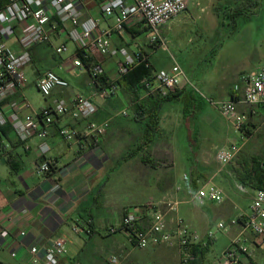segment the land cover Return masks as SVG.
<instances>
[{
  "label": "crops",
  "instance_id": "1",
  "mask_svg": "<svg viewBox=\"0 0 264 264\" xmlns=\"http://www.w3.org/2000/svg\"><path fill=\"white\" fill-rule=\"evenodd\" d=\"M82 17L96 18L100 27H109L112 24L110 17L101 15L99 4L95 0L84 3ZM171 26L172 22L160 29L161 37L167 41V51L151 45L149 40L136 46L135 52L146 55L153 71L168 70L171 66L162 64L160 58L156 57L158 49L171 55L178 63L177 55L169 45L171 37L168 32ZM142 28L144 27L127 26L121 35L112 33L109 36V50L117 52L121 48L126 49V37L136 39L137 36L133 37L130 32H139ZM63 29L59 25L54 31H50L49 44H39L28 49L30 61L24 67L26 82L17 93L0 103V111L4 114L11 113L9 104L16 102L18 108L15 110L20 117L35 115L56 100L69 102L72 95L78 93L90 98L96 105V112L90 120L107 121L108 131L101 137L82 135L75 143H66L58 135L57 125L50 126L44 139L48 146L45 158L52 160L54 166L47 175L40 176L36 174L35 168L42 160L39 151L42 140L31 138L21 142L8 125L0 127V264H32L30 249L36 247L40 258L42 250L57 238L65 240V252L58 259V264H105L108 256L114 254L119 256V264H140L134 257L135 248L128 241L126 233L118 229L116 233L110 234L108 229L117 228L127 210L138 214L142 226L147 225L148 215L143 206L152 203L161 210L166 206L164 215L168 223L180 217L191 230L198 233L200 223L211 218L208 212L195 207L194 213L187 217L186 207L184 210L180 205L188 203V200H184L185 187L189 189L188 197H191L195 193L192 188L200 189L207 184L219 188L225 199L231 203L219 208L216 212L218 215L229 216L232 215V212L228 213L230 208L236 210L238 214L230 216V219L238 220L232 226L235 230L232 238L241 234L246 245L253 251V263L261 264L264 259V246L257 237L243 229L240 219L247 213L238 210L235 194L230 197L227 193L228 187L235 188L240 183L234 172L219 169L211 173L201 167L206 173L202 175L200 169L192 179L191 172L186 170L177 175L173 169V161L170 166L160 170L150 165L151 161L146 157V151L150 148H157L158 151L166 146L170 148L175 132L181 131L183 127L188 138L193 137L197 130L198 135L201 132L208 134L210 131L211 135H218L220 130H212L209 120L202 119V116L207 111L219 113L187 87L181 86L173 92L177 98L162 105L158 129L149 146L127 158L131 149L142 141L148 122L145 117L134 118L133 108L148 94L144 90H137L134 97L132 92L117 86L114 95L102 96L101 89L96 88L86 66L83 65L81 69L69 66L68 61L75 46L72 44L68 48V40L61 34ZM20 32V27L15 26L13 34L0 40V43L15 52L20 51ZM62 42L67 46V53L62 56L54 55L53 48ZM115 54H94L90 57L91 65L96 64L102 68L107 82L119 80L116 79V63L121 58L111 57ZM47 70H52L64 78L68 87L55 88L50 96L37 102L36 95L40 93L36 82ZM197 74L199 78L195 83L206 95L215 91L217 96L224 99L217 96L213 99L226 100L230 97V89L225 93L221 90L229 83V78L226 80L220 73L205 69H200ZM187 92H192V95H187ZM127 107L131 110L130 115L125 110ZM122 111L127 115L122 116ZM225 123L229 124L227 121ZM59 125H68L82 131L84 122L72 121L65 115L59 120ZM120 143L125 145L123 152L119 149ZM145 158L149 164L142 162ZM144 191H148V194L143 195ZM169 202L175 205L174 211H169L166 205ZM73 226H78L79 230L73 232ZM205 231L199 232L202 243H205L202 237ZM144 251H149L154 264H161L168 256H172L173 264H177L178 254L175 249L158 245L150 246Z\"/></svg>",
  "mask_w": 264,
  "mask_h": 264
},
{
  "label": "built area",
  "instance_id": "2",
  "mask_svg": "<svg viewBox=\"0 0 264 264\" xmlns=\"http://www.w3.org/2000/svg\"><path fill=\"white\" fill-rule=\"evenodd\" d=\"M88 0H4L0 6V40L11 36L14 27L21 29L19 36L20 51L15 52L0 43V103L10 95L15 94L25 84L24 67L30 61L28 49L39 44L51 42L50 31L59 25L63 26L61 34L75 46V51L68 64L73 69L83 68L82 59H88L94 54L108 55L116 51L109 50V36L112 33L121 35L127 26L146 27L151 32L149 43L167 51V41L160 35V29L175 20L188 7L187 0H95L103 17H110L112 24L109 27H100L98 20L93 17H82L84 3ZM68 49L65 43L53 48L56 56H62ZM117 52L121 59L116 63V79H120L142 56L139 52L129 55L123 48ZM172 62L168 70L152 71L151 76L144 81L149 92L157 91L160 96L173 93L181 86L200 97L212 109L227 121L232 128L245 137V115L239 107L264 110V63L255 70L235 79L230 88V97L226 100H216L208 97L196 83L191 82L180 65L169 55ZM103 74L99 65H92L90 77L94 81ZM116 81H109L108 86L101 89V95L112 96L117 91ZM36 87L44 98L50 96L55 88L66 89L67 81L56 72L47 70L37 79ZM12 110L9 114L0 111V127L8 125L21 142L31 138L41 139L39 151L42 160L36 166L37 175L45 176L53 168L52 160L45 158L48 146L44 142L48 129L57 125V133L66 143H75L78 137H101L108 131V122L90 120L96 112L95 103L81 94L72 95L69 102L63 99L56 100L51 106L42 108L35 115L20 117L16 102L9 104ZM126 116V112L120 113ZM68 115L72 121L84 122L83 130H76L68 125H59V120ZM240 151V145L231 144L219 148L215 152V160L222 166L229 164ZM224 196L219 188L207 184L189 198L192 204L203 205L205 202L222 203ZM169 211H174V204L167 203ZM148 215L147 225L142 226L137 213L127 210L121 219L120 225L110 227L108 233L114 234L117 230L124 231L133 248L147 249L150 246L164 245L175 249L178 254V264H191L194 260L192 249L195 246H205L214 233L206 230L205 243L197 232L191 230L181 219L176 217L170 223L152 203L143 206ZM240 219V218H239ZM242 227L255 237L264 246V191L253 190L249 210L241 217ZM238 220L231 219L230 225H236ZM223 223L217 224V230H223ZM78 226L72 231L77 232ZM252 246V244H251ZM65 240L53 239L42 251L38 258V249H30L32 264H58V259L65 252ZM253 247V246H252ZM253 251L246 245L242 235L238 234L231 240V245L220 258V264H254ZM14 256V255H12ZM120 258L109 255L105 264H119Z\"/></svg>",
  "mask_w": 264,
  "mask_h": 264
},
{
  "label": "rangeland",
  "instance_id": "3",
  "mask_svg": "<svg viewBox=\"0 0 264 264\" xmlns=\"http://www.w3.org/2000/svg\"><path fill=\"white\" fill-rule=\"evenodd\" d=\"M187 2V10L173 20L174 22L172 21L169 34L167 33L171 37L170 43L168 42L170 49L177 55L179 65L186 77L193 83L199 78L197 72L200 69L220 73L226 80L229 78V83L221 88L225 93L229 91L236 78L255 70L264 63V0L256 1L253 7L250 6L247 11L245 10L246 12L244 11L246 14L234 16L231 19L227 16L224 17V12L227 11V7L233 10L238 6H244L242 0H187ZM225 7L226 9L223 11ZM144 29L145 27L142 28L141 33L134 40L128 36L126 37V49H123L129 55L133 54L130 52H135L137 45L140 46L150 39V30ZM71 47L72 43L68 41V48ZM116 56L121 58L119 52L111 55V57ZM156 57L160 58L162 64L171 65L168 53L158 49ZM187 95L191 96L192 92H187ZM207 96L213 98L217 95L215 91H212ZM217 98L224 99L220 96H217ZM36 99L37 102L43 101V97L39 94L36 95ZM248 109V107H239L240 112L246 117L244 138L239 132L233 130L230 124H226L219 114L207 111L203 114L202 119L206 120L207 118L212 130L218 129L221 133L211 135L210 131L208 134L201 132L198 135L197 130L193 137L188 138V133L183 127L181 131L175 132L171 139L170 148L164 143L163 145L166 148L162 151H158L157 148H150L149 151H146V157L151 161L150 165L161 170L170 166L173 161V169L177 175L186 170V172H191L193 179L201 167H205L204 169L211 173L219 169L234 172L236 157L240 151L247 155H260L264 160V110H258V113L249 116ZM125 110L130 115L131 110L128 107ZM231 144L240 145V151L228 165L222 166L215 160V152L218 148ZM119 146V149L123 152L125 150L123 146L125 145L120 143ZM205 170L202 171L201 169L202 175L206 173ZM202 175L199 176L201 179H203ZM197 189L198 187H194L192 191L196 192ZM185 192L184 200H188V203L180 205V208L185 210L186 207L185 214L187 217L189 214L194 213L195 207L207 211L211 217L209 221L200 223L201 227L198 230V235L201 236L199 232H203V230H210L214 233L213 238L209 241L211 244L208 250L198 258L194 257L191 264H220V258L231 245L232 236L235 232L230 225V216H236L238 213L232 208L228 210V213L232 212V215L229 214V216L216 213L219 208L231 204L229 200L225 199L223 193L224 203L207 202L200 206L189 202V189L187 187H185ZM227 193L230 197L235 194V204L238 205V210L248 213L252 190L238 183L235 188L234 186L228 187ZM147 194L148 191L143 192V195ZM156 208L159 209V206H156ZM159 210L164 213L166 206ZM241 217H244V215ZM218 223H223V230H217ZM202 237L206 239L204 234ZM144 250L135 249L133 251L134 257L137 258L140 264H154L152 256L148 254L149 251ZM114 255L117 256V254ZM176 257L178 258V255ZM81 258L83 259V257ZM262 260L261 264H264V259ZM173 261V257L168 256V259L161 262V264H173Z\"/></svg>",
  "mask_w": 264,
  "mask_h": 264
},
{
  "label": "trees",
  "instance_id": "4",
  "mask_svg": "<svg viewBox=\"0 0 264 264\" xmlns=\"http://www.w3.org/2000/svg\"><path fill=\"white\" fill-rule=\"evenodd\" d=\"M256 1L261 0H242L244 6H238L236 9H231L227 7V11H225L226 7L224 8V17H229L230 19L234 16H241L242 14H246L247 8L253 7L256 4ZM4 3V0H0V6ZM246 10V11H245ZM245 11V12H244ZM144 30H149L145 27ZM139 32H130V34L135 37ZM142 54L141 52H139ZM91 60L82 59V63L86 66L87 71H90L91 68ZM152 68L149 64V61L146 55L140 56L139 60L127 70V72L116 81V85L121 87L124 90H128L134 94L136 97L135 92L137 90H144L147 92V96L143 101L138 103L134 106V118L138 117H145L148 122L145 125L144 129V137L142 141L137 143L131 151L128 153V157L130 158L134 156L139 151H144L152 141L155 132L158 129V119H159V112L162 105L166 102H169L175 98L177 95L175 93H168L165 96H160L157 91L149 92L144 85V81H146L152 74ZM94 84L96 88L103 89L108 86V82L106 77L102 74L95 78ZM185 98V96H184ZM186 102V101H185ZM247 108V107H246ZM256 109V108H255ZM249 108V116L255 113H258L257 109ZM254 110V111H253ZM245 128V127H244ZM246 130V128H245ZM144 164H149V161L142 159ZM235 176L237 180L245 187H248L252 190H263L264 191V160L263 157L257 154L247 155L244 152L240 151L238 156L236 157V168L234 169ZM211 242H207L205 246H195L192 249V254L194 257H199L200 255L204 254L206 250H208Z\"/></svg>",
  "mask_w": 264,
  "mask_h": 264
}]
</instances>
